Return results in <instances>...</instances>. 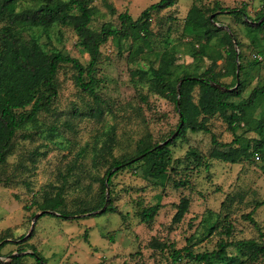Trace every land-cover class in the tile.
I'll return each instance as SVG.
<instances>
[{"label": "rangeland", "instance_id": "1", "mask_svg": "<svg viewBox=\"0 0 264 264\" xmlns=\"http://www.w3.org/2000/svg\"><path fill=\"white\" fill-rule=\"evenodd\" d=\"M43 1L0 0V4L13 6L11 14L18 19L19 13L32 12ZM157 1L93 0L88 26L95 31L102 26L118 28L119 13L136 18ZM216 4L227 10L244 8L251 26L230 14L216 13ZM192 5L207 16L216 13L214 24L222 29L204 56L194 57L192 51L205 39L183 31ZM260 11L264 0H175L171 7L151 14L150 36L133 31L128 38L109 37L101 45L96 99L74 84L73 67L61 64L55 76L56 98L34 123L16 130L9 155L0 165V264H35L29 256L13 259L33 249L46 264H202L185 250L173 261L171 251L183 247L192 253L211 251L220 241L247 238L264 244V150L251 153L252 139L259 136L249 123L264 116V94L245 109L243 122L232 131L215 110L212 91L194 87L192 98L207 115L210 132L187 131L170 145L166 180L146 178L140 163H134L111 177L107 200L106 188L101 187L113 161L133 155L141 143L169 138L176 129L174 104L154 91L150 73L169 54L175 56V70L186 68L194 75L210 71L220 83L231 85L227 46L218 40L229 31L241 55L242 90L234 99L246 98L264 84V33L253 29ZM11 19L4 16L0 27ZM20 25L14 21L12 27L18 29L21 40L16 46L23 56L35 42L47 54L61 52L88 64L89 56L71 25ZM213 49L222 57L213 59ZM231 141L236 142L223 145ZM54 197L60 203L56 209L48 204ZM183 197L188 199L187 211L175 221ZM106 201L121 214H102ZM157 202V214L142 222L139 206ZM61 211L71 214L64 218ZM227 251L236 254L232 246ZM240 259L238 264H264V253Z\"/></svg>", "mask_w": 264, "mask_h": 264}, {"label": "trees", "instance_id": "2", "mask_svg": "<svg viewBox=\"0 0 264 264\" xmlns=\"http://www.w3.org/2000/svg\"><path fill=\"white\" fill-rule=\"evenodd\" d=\"M91 1L93 0H68L66 2L63 0H44L34 11L19 13L18 19L11 14L13 6H6V3L0 4V20L4 16L13 18L0 27V165L5 162L6 157L9 155L11 142L16 130L28 123H34L38 118V114L42 110L48 109L56 98L55 76L61 64H70L76 72L74 84L96 99V86L98 84L95 72L101 55V45L109 37L128 38L133 31L141 33L143 37L150 36L152 34L149 21L151 14L171 7L175 2V0H158L144 8L136 18H132L126 11L121 12L118 14V28L102 26L100 30L95 31L88 26L93 15L89 6ZM215 8L218 9L216 13L230 14L237 19L243 20L247 26H251V23H247V20L251 18L244 8L227 10L219 4H216ZM215 8L213 7L210 10L213 12ZM216 13L210 20L209 16L211 14L205 15L204 11L197 5H192L187 11L184 18L183 31L205 39L202 44L198 45L197 50L192 51L194 57L206 55L208 50H210V40L216 37L218 31L222 30L214 24ZM263 15L264 11L257 13L254 18L256 25L253 29L264 33V19L260 21ZM14 21L21 23L19 28H24L25 26L47 28L53 24L71 25L89 56L88 64L83 65L77 58L61 52L47 54L35 42L31 43L27 55L23 56L16 46L21 39L17 36L18 29L12 27ZM218 40L220 44L227 46L224 52L232 64L233 84L220 83L210 71L194 75L186 68L175 70L176 59L173 54H169L160 67L150 68L154 91L170 100L178 114L176 129L170 135L175 131L176 134L172 140L167 142H164L167 139L165 138L152 144L141 143L137 146L133 155L122 160L113 161L102 178L101 187L103 190L106 188L105 180H107V185L110 184V179L117 170L125 166H131L134 163H140L143 175L146 178L164 182L167 178V169L171 159L170 145L176 139L185 137L187 131L210 132L207 115H204L202 106L195 103L192 98V92L196 86L201 92L212 91L214 108L224 116L230 130L235 131L240 126L246 114L245 109L252 107L257 97L264 94V84L253 88L248 97L239 100L234 99V97L240 96L242 90V84L240 82L237 83L236 77V64L241 58L240 52L236 50V47H239V43L234 46V38H232L229 31H224ZM212 54L213 59L222 57V53L217 49H213ZM212 83H218L227 88H234L231 91H222L213 87ZM177 87H179V90H177ZM249 123L259 136L252 139L251 153H261L264 150V116ZM212 141H214L213 135ZM162 142L164 143L160 144ZM235 142L231 141L230 143H223V145ZM189 154L199 157L195 151H189ZM115 167L117 168L114 169ZM106 202L102 214L108 212L121 214L110 201ZM49 203L52 209L58 208L60 204L56 197L50 199ZM187 207L188 199L181 198L173 220L179 221L187 211ZM159 209L160 204L158 202L147 207L139 206L137 215L142 222H148L153 219ZM70 214L61 211L60 216L67 218ZM48 215L53 216L52 214ZM228 246H232L236 250V254H229L227 251ZM182 250L187 252V256L191 260L202 264H238L241 262L240 257L242 256L264 253V244L257 242L253 238H247L238 239L232 243L220 241L216 249L199 253H192L187 247L182 249L173 248L171 251L173 261L180 259ZM23 256L34 258L35 264H46L45 258L35 249L13 259L15 261Z\"/></svg>", "mask_w": 264, "mask_h": 264}, {"label": "water", "instance_id": "3", "mask_svg": "<svg viewBox=\"0 0 264 264\" xmlns=\"http://www.w3.org/2000/svg\"><path fill=\"white\" fill-rule=\"evenodd\" d=\"M213 16H214V13L213 14H211L210 16H209V19L210 20H212V18H213ZM264 19V15L262 16V18L260 19V21L261 20H263ZM238 75H239V65H238V63H237V65H236V77H237V83L239 82L238 81ZM180 83V82H179ZM213 87H215V88H217V89H220V90H222V91H231L234 87H232V88H227V87H224L223 85H221V84H218V83H212L211 84ZM177 90H179V87H177ZM177 104H178V101H177ZM176 134V131L169 137V138H167L164 142H167L168 140H170V139H172L173 137H174V135ZM164 142H162V143H160V144H163ZM117 167H115L114 169H116ZM105 185H106V200H107V197H108V187H107V180H105ZM105 207V206H104ZM104 207L101 209V211H103L104 210ZM38 216V214H35V218Z\"/></svg>", "mask_w": 264, "mask_h": 264}, {"label": "built area", "instance_id": "4", "mask_svg": "<svg viewBox=\"0 0 264 264\" xmlns=\"http://www.w3.org/2000/svg\"><path fill=\"white\" fill-rule=\"evenodd\" d=\"M258 57V56H257Z\"/></svg>", "mask_w": 264, "mask_h": 264}]
</instances>
